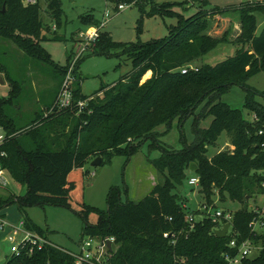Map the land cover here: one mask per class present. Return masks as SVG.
Instances as JSON below:
<instances>
[{"label": "trees", "instance_id": "obj_1", "mask_svg": "<svg viewBox=\"0 0 264 264\" xmlns=\"http://www.w3.org/2000/svg\"><path fill=\"white\" fill-rule=\"evenodd\" d=\"M110 1L118 6L140 4L138 0ZM42 2L47 3L56 33L63 25L61 0H37L35 5H25L24 0H0V39L12 42L27 57L58 68L63 76L61 88L67 68H59L41 46L44 31H50L43 20ZM199 3L206 6L207 0ZM173 7L166 3L153 7L152 12L174 15ZM230 12L239 15L241 33L236 40L230 41L228 32L221 38L207 33L210 18ZM257 13L264 14V1H246L233 9L201 8L173 27L169 36L129 46L101 33L93 55L119 51L131 62V74L103 87L93 97L85 96L80 81L75 82L70 107L59 108V95L46 116L37 114L24 128H19L9 114L13 99L22 95L21 85L0 62V74L12 81L10 97L0 99V124L14 134L1 149V161L15 182L27 188L25 196L0 197V214L17 204L26 229L48 239V230L34 222L26 208L63 206L81 217L82 236L115 238L116 247L107 264H228L226 256L234 257L238 252L237 247H230L233 239L238 246L250 239L259 250L257 256L241 264H264V232L254 236L249 227L256 216L250 200L264 198V93L248 85L264 71V29L257 34ZM99 22L89 16L82 18L86 26ZM224 43L238 46L235 57L190 70ZM183 69L188 71L183 73ZM149 71L152 76L144 79ZM234 85L246 91L244 109L253 120L222 101ZM81 101L87 103L82 109L77 106ZM189 118H193L191 145L175 150L160 143L163 134L158 128L164 126L169 132L175 123L181 127ZM223 134L234 149L210 156ZM147 142H151L150 148L161 150V156L150 163L164 182L155 185L143 200L123 203L122 190L114 186L103 210L71 201L64 194L71 192L74 166L85 178L89 174L85 167L97 157L102 159V166L116 156L130 161ZM192 165L207 207L216 208V198L240 206L233 212L232 234L224 239L216 236L219 225L210 218L197 222L193 230L186 222L188 215L200 213L187 207L174 191L189 181L187 173ZM125 190L128 195V187ZM165 233L175 237L165 238ZM52 245L31 256L12 257L5 264H75L69 251Z\"/></svg>", "mask_w": 264, "mask_h": 264}, {"label": "rangeland", "instance_id": "obj_2", "mask_svg": "<svg viewBox=\"0 0 264 264\" xmlns=\"http://www.w3.org/2000/svg\"><path fill=\"white\" fill-rule=\"evenodd\" d=\"M244 1L248 0H207L206 6H200L199 0H138L139 5L126 6L124 10H119L118 5L110 0H61L63 25L57 29L56 33H54L56 25L47 12V3L42 2L43 20L50 27V31H44V40L41 42V46L59 68L64 67L68 71L74 64L72 76L75 81L71 86L74 87L75 82L80 81L82 93L87 97H93L103 87L112 86L131 74L132 65L126 56L119 55L121 53L119 51H113L111 55H93L92 52H89L76 60L74 53L80 45V33L87 32L93 27L82 23V18L89 16L95 21H102L105 14L109 12L110 20L101 32L108 33L115 42L129 46L136 43H148L169 36L173 27L180 25L183 19L193 16L201 8L204 10L233 9ZM166 3L174 4V15L153 14V7ZM236 14L230 12L226 15L235 20L238 19ZM256 19L257 34L260 35L264 29V14L257 13ZM216 23L221 25L216 26ZM230 23L228 27L227 25L224 26L223 22L221 23L220 20L216 19V16H213L209 19L207 33L221 38L224 33L228 32V39L230 41L236 40L240 35L235 30L236 22ZM237 50V45L220 44L216 49L202 57L198 64L192 66L218 65L228 58L235 57ZM0 62L9 68L10 77L12 80L18 81L22 88L21 97L13 99V106L9 108V114L14 119L15 124L19 128H24L34 121L37 114L45 113L46 116L48 107L54 104L61 93L62 87L60 88V86L63 76L60 70L25 56L12 42L3 39H0ZM78 63L79 67L77 68ZM151 76L152 71H149L144 79ZM11 82L0 74V99L10 97ZM248 85L264 93V71L251 78ZM246 94L243 88L234 85L228 93L223 95L222 101L232 108L240 109L244 118L251 121L254 116L244 109ZM257 100L262 102L261 97H257ZM192 126L193 118H189L181 127L175 123L169 132L164 126L158 128L157 132L163 134L159 139L160 143L175 150L191 145L194 141ZM150 144L151 142L145 143L130 161L125 156H116L110 164L99 167H92L90 162L85 167V171L89 172L85 178L80 176L81 169H76L74 166V173L70 181L71 192L65 191L64 194L71 201H79L80 203L83 201L93 208L103 210L107 208L108 192L114 186L122 190L123 203L143 200L149 196L155 185H161L164 182L162 175L150 163L161 156V150L150 148ZM233 149L230 139L226 134H223L218 144L211 149L210 156ZM187 174L188 178L195 176L190 171ZM6 178L7 186L0 189V197L25 196L26 187L19 186L9 172ZM126 187H128V195L125 192ZM199 191V187H192L186 181L182 186H178L174 193L181 196L186 206L192 211H197L205 205ZM263 204V197L250 200V205L254 209L262 210ZM215 205V209L227 212H235L240 208L238 204L230 201L220 202L218 198L215 200ZM4 211L9 217L6 221L16 225L19 224L24 215L18 211L17 204L6 208ZM26 213L40 227L48 230L47 236L50 242L71 253L80 254L82 243L90 238L82 236L84 224L81 217L63 206H33L26 208ZM198 219L200 217H197ZM10 247L11 244L7 240H0V264L12 259ZM114 247L116 246L114 245ZM258 251H253L252 257L257 256Z\"/></svg>", "mask_w": 264, "mask_h": 264}, {"label": "built area", "instance_id": "obj_3", "mask_svg": "<svg viewBox=\"0 0 264 264\" xmlns=\"http://www.w3.org/2000/svg\"><path fill=\"white\" fill-rule=\"evenodd\" d=\"M37 0H25V5H35ZM127 5H119V10H124ZM110 20V14L107 12L102 21L98 25L93 26L91 29H88L87 32H81L79 35L80 45L77 47L75 59H79L80 56H84L86 53L92 52L93 48L96 45L97 40L101 36L102 28H105L107 23ZM74 65V64H73ZM73 65L66 73L64 79L61 93L59 96V108L65 109L72 105V86L71 84L75 81L72 76ZM190 70H198L197 67H190ZM187 69H183L182 72L185 73ZM87 105L86 102H78L77 106L82 109ZM263 132H260L262 135ZM14 134H9L8 130L0 124V189L7 186V173L8 171L4 168L1 159L4 158V152L1 149L5 146L7 140L12 138ZM188 184L192 187H199L200 179L198 176H192ZM215 209L214 207H207L204 205L202 209L197 210L200 214L195 216L193 214L188 215L186 222L189 224L190 230H193L195 224L202 220L203 218H210L214 223H217L219 227L217 230H221L224 225L230 224L228 235L232 234L233 230V212H227L223 210L211 211ZM255 217L250 222L249 227L251 233L256 236V234H261L264 232V204L263 209H254ZM197 217L200 219L197 220ZM0 231L6 234V240L11 244L10 252L12 257H21L23 255H33L37 251H41L45 246L52 245V243L45 237L40 236L38 233L31 232L26 229L25 222L22 219L18 225L12 224L6 221V219L0 217ZM227 235V236H228ZM235 236V235H233ZM165 238L175 237L174 234L165 233ZM108 242H111L112 247L109 249ZM96 243V244H95ZM115 245V238H89L81 245V253L74 254L71 253V256L75 260V264H107L110 257L111 251ZM53 246V245H52ZM231 248H238L236 256H226L228 264H241L243 260L249 259L253 255V251L257 250V247L252 240L248 239L240 246H238L236 239H233L230 243Z\"/></svg>", "mask_w": 264, "mask_h": 264}, {"label": "crops", "instance_id": "obj_4", "mask_svg": "<svg viewBox=\"0 0 264 264\" xmlns=\"http://www.w3.org/2000/svg\"><path fill=\"white\" fill-rule=\"evenodd\" d=\"M248 1H251V0H248ZM244 2H246V1H244ZM237 15V17H238V19H235L234 20V18H229V16L228 15H217L216 16V19L219 21H221V23L223 22V25L224 26H226L227 25V27H228V25H229V23L231 22V23H234V21L236 22L235 23V30L237 31V34L239 35L240 33H241V25H240V21H239V15L238 14H236ZM223 16H226V17H223ZM230 23V24H231ZM218 25H221V24H218V23H216V26H218ZM223 30H224V28H223ZM219 33L217 32V35H218ZM210 35H212L213 36V34H210ZM237 35V36H238ZM0 215H2V216H0V217H2V218H4V219H9V217H7V215L5 214V211H3ZM1 232V231H0ZM6 240V234L5 233H3V232H1V234H0V240ZM5 264V263H4Z\"/></svg>", "mask_w": 264, "mask_h": 264}, {"label": "water", "instance_id": "obj_5", "mask_svg": "<svg viewBox=\"0 0 264 264\" xmlns=\"http://www.w3.org/2000/svg\"><path fill=\"white\" fill-rule=\"evenodd\" d=\"M102 165V159L100 157H97L96 159H94L92 162H91V166L92 167H99ZM190 172L191 173H195L196 172V167L195 165H192L191 166V169H190ZM231 227L230 224H226L223 226V228L221 230H217V232L215 233L216 236L220 239H224L227 237L228 235V231H229V228ZM108 246H109V249L111 250V247H112V244L111 242H108Z\"/></svg>", "mask_w": 264, "mask_h": 264}]
</instances>
